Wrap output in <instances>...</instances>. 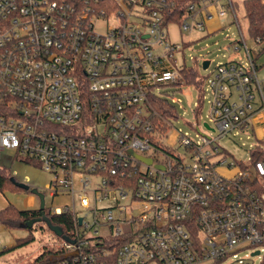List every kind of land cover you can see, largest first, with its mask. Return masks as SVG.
<instances>
[{"label":"built area","instance_id":"1","mask_svg":"<svg viewBox=\"0 0 264 264\" xmlns=\"http://www.w3.org/2000/svg\"><path fill=\"white\" fill-rule=\"evenodd\" d=\"M212 7L224 21L220 0H196L181 31H205ZM176 11L175 0H0V151L54 173L43 193L70 203L50 213L75 224L49 264H264V79L241 34L247 61L202 77L214 126L169 145L176 119L160 133L151 98L184 83L186 46L168 38ZM250 132L245 162L220 144Z\"/></svg>","mask_w":264,"mask_h":264},{"label":"rangeland","instance_id":"2","mask_svg":"<svg viewBox=\"0 0 264 264\" xmlns=\"http://www.w3.org/2000/svg\"><path fill=\"white\" fill-rule=\"evenodd\" d=\"M244 0H232L234 13L228 11V15L221 20L206 22V29L203 32L190 30L182 32L177 21L172 20L168 24V38L173 42H182L186 48L183 51L188 67H196L201 77H206L213 72L217 65L227 63L231 58L247 61L246 51L241 41V34L244 37L247 47L254 56L258 51L254 40L248 33V22L245 17ZM221 5H226L227 0H220ZM213 14L218 18V7L208 8L205 12ZM236 15L238 23L233 15ZM236 46L239 47L235 51ZM201 60V65L194 63L193 59ZM203 61H210L207 69L202 67ZM259 76L264 79V69ZM163 95L172 103L177 111L178 118L173 121L168 131L166 142L171 146H176L179 142L180 132L187 133L190 138H195L197 131L193 128L199 122L203 126L205 122L210 123V91L206 87L201 90L191 85H170L160 90ZM172 100L176 102L173 103ZM177 100H180L178 102ZM202 103V105H201ZM198 104L200 108L197 109ZM196 112V113H195ZM214 126V123H210ZM263 131V130H262ZM264 134V132H262ZM214 136L216 134H213ZM257 143L255 136L250 133L231 134L220 139V144L224 146L238 161H247L248 151L251 146ZM0 167L6 170L16 179L17 183L29 186L27 191H12L9 188L0 190V210L9 205H14L19 209H39L41 206L38 195L32 191L34 189L43 193L47 184L54 180V173L42 168L37 162L17 154L15 150L6 149L0 151ZM70 203L69 196L62 195L55 198L45 195V208L62 206ZM124 230L130 229L129 225L123 226ZM107 229L100 227L99 234H105ZM86 235H95L94 228L87 230ZM33 236L35 241L23 246L13 247L19 239ZM0 264H34L40 254L46 248L57 249L61 240L56 238L44 224L37 223L34 229L12 228L7 229L0 226ZM11 248V249H10ZM8 249V250H5ZM257 259V264H260Z\"/></svg>","mask_w":264,"mask_h":264},{"label":"trees","instance_id":"3","mask_svg":"<svg viewBox=\"0 0 264 264\" xmlns=\"http://www.w3.org/2000/svg\"><path fill=\"white\" fill-rule=\"evenodd\" d=\"M196 0H175L177 4V11L174 14V19L177 23H180L182 17L185 13L186 7ZM227 11L232 10L234 13L233 3H227L224 5ZM245 17L248 22V33L250 37L257 42L258 51L253 56V63L256 67L258 73L264 69V0H244L243 1ZM256 44V43H255ZM183 75V85H191L197 89H201L202 86V77L199 74V71L196 67H186L182 70ZM152 106L157 116L155 120L159 122V132L162 133L168 129V125L165 121H170V119L178 118V111L176 107L168 101L167 98H160L153 96L151 98ZM202 105V103H201ZM200 108V106H199ZM198 108V109H199ZM259 158L257 157L256 160ZM15 178L6 170V168L0 167V190L9 188L12 191H26L22 188H19L12 181ZM17 182V181H16ZM48 218L53 226L60 228L63 231V235L72 238L75 232V224L73 220V215L70 213H63L61 215H52L49 209L41 210L39 209H19L14 205H9L6 208L0 210V226L12 229V228H28L33 230L35 224L42 223L47 229L61 242L63 239L61 236H58L54 231H52L45 221L36 222L32 227H29L28 224L39 218ZM24 226V227H22ZM35 241L33 236H29L24 239H19L15 247H23ZM11 249V248H10ZM8 250V249H5ZM57 256V249H52L47 247L45 252L40 254L36 259L34 264H49Z\"/></svg>","mask_w":264,"mask_h":264},{"label":"water","instance_id":"4","mask_svg":"<svg viewBox=\"0 0 264 264\" xmlns=\"http://www.w3.org/2000/svg\"><path fill=\"white\" fill-rule=\"evenodd\" d=\"M209 64H210V61H203V68H204V69H207V67L209 66ZM206 126H207V124H206ZM130 153H131L133 156H135L136 158H138L139 160H141V161H144V162H146V163H148V164H151V163H152V160L149 159V158H144L143 156L138 155V154H135L134 152H130ZM160 167H161V166H160ZM12 181H13L14 184H15L16 186H18L19 188H22V189H24V190H26V191L29 190V186H26V185H23V184L17 183L14 179H12ZM32 192H33L34 194L38 195V197H39V199H40V202H41L40 209H41V210H44V209H45V194H44V193H41V192H38V190H36V189H34ZM42 220L45 221L46 224L49 226V228H50L52 231H54L58 236H61L63 239H65V240H67V241H71L70 238H68V237H66V236L63 235V231H62L60 228H58V227H56V226H53V225L51 224L50 220H49L48 218H46V217H44L43 219H42V218H39V219H37V220H33V221H31V222L28 224V226H29V227H32V226L34 225V223H36V222H41ZM79 222H81V219L79 220ZM22 227H24V226H22ZM257 253H258V252H257Z\"/></svg>","mask_w":264,"mask_h":264},{"label":"crops","instance_id":"5","mask_svg":"<svg viewBox=\"0 0 264 264\" xmlns=\"http://www.w3.org/2000/svg\"><path fill=\"white\" fill-rule=\"evenodd\" d=\"M231 2H232V0H231ZM233 3V2H232ZM216 19V20H215ZM214 20L217 22V20H221L220 18H219V16H218V18H214L213 17V19L212 20H209V21H207V22H209V24L211 23V22H214ZM232 59H237V58H235V57H233V58H231L230 60H232ZM263 79V78H262ZM257 127H259L258 129H259V131L260 132H262V128L258 125Z\"/></svg>","mask_w":264,"mask_h":264}]
</instances>
